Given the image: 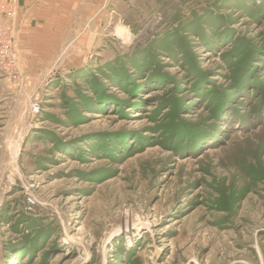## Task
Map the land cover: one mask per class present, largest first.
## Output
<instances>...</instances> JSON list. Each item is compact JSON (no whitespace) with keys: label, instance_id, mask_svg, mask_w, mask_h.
<instances>
[{"label":"rangeland","instance_id":"rangeland-1","mask_svg":"<svg viewBox=\"0 0 264 264\" xmlns=\"http://www.w3.org/2000/svg\"><path fill=\"white\" fill-rule=\"evenodd\" d=\"M17 1L0 264H264V0Z\"/></svg>","mask_w":264,"mask_h":264},{"label":"built area","instance_id":"built-area-1","mask_svg":"<svg viewBox=\"0 0 264 264\" xmlns=\"http://www.w3.org/2000/svg\"><path fill=\"white\" fill-rule=\"evenodd\" d=\"M19 3L17 0H0V79L24 81V68L18 59L17 27ZM20 54V53H19ZM34 112H39L40 104H33ZM28 207L32 209L36 202L28 198Z\"/></svg>","mask_w":264,"mask_h":264},{"label":"water","instance_id":"water-1","mask_svg":"<svg viewBox=\"0 0 264 264\" xmlns=\"http://www.w3.org/2000/svg\"><path fill=\"white\" fill-rule=\"evenodd\" d=\"M18 59L21 62V65L23 66V63H22V60H21V57H20V54L19 53H18Z\"/></svg>","mask_w":264,"mask_h":264}]
</instances>
